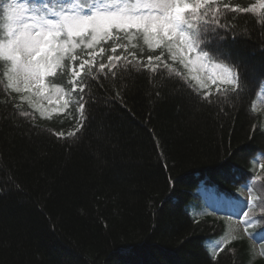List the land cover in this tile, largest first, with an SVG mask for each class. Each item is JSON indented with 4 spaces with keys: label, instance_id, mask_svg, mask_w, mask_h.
Returning a JSON list of instances; mask_svg holds the SVG:
<instances>
[{
    "label": "trees",
    "instance_id": "1",
    "mask_svg": "<svg viewBox=\"0 0 264 264\" xmlns=\"http://www.w3.org/2000/svg\"><path fill=\"white\" fill-rule=\"evenodd\" d=\"M10 2L0 0V37ZM221 23L222 55L187 69L167 61L183 78L93 69L79 132L78 91L62 112L63 94L33 96L41 117L0 62V264H264V13L226 11ZM133 43L145 62L161 51ZM215 62L239 72L236 93L212 82ZM49 80L71 92L67 73Z\"/></svg>",
    "mask_w": 264,
    "mask_h": 264
},
{
    "label": "snow or ice",
    "instance_id": "2",
    "mask_svg": "<svg viewBox=\"0 0 264 264\" xmlns=\"http://www.w3.org/2000/svg\"><path fill=\"white\" fill-rule=\"evenodd\" d=\"M226 11L264 13V0L245 8L228 4L221 7L218 0H36L35 4L33 0H11L3 10L0 37V62L6 66L3 72L6 86L14 93H30L22 99L40 111L41 117L45 112L33 102V96L46 98L50 91L63 94L66 98L62 112L73 104L72 94L78 91L80 97L75 104L80 119L75 131L79 132L84 126L87 79L97 78L93 69L115 78L117 68H143L153 74L163 68L169 76L183 78L167 61L170 59L187 69L197 63L203 66V62L212 59L210 53L222 55L214 41L216 29L226 27L221 23ZM140 37L150 51L161 49L158 55H149L146 62L136 52L129 51V46L138 47L133 41ZM205 38L212 42L201 46ZM109 42V49H105L104 44ZM109 50L112 55L104 63L103 53ZM213 67L219 72L214 73L212 82L215 84L218 79L219 83L231 84V91L236 93L240 87L239 72L222 62H215ZM65 73L72 85L71 92L49 80ZM198 83L200 88L206 87ZM210 95L205 92L202 99L211 102ZM221 95L227 97V90ZM57 135L64 137L63 132ZM67 135L74 136L75 132ZM243 215L247 217L248 213Z\"/></svg>",
    "mask_w": 264,
    "mask_h": 264
},
{
    "label": "rangeland",
    "instance_id": "3",
    "mask_svg": "<svg viewBox=\"0 0 264 264\" xmlns=\"http://www.w3.org/2000/svg\"><path fill=\"white\" fill-rule=\"evenodd\" d=\"M258 108H259L261 111H264V96L261 97V99L258 101ZM245 195L247 196V197H246L247 199H248V197H250V196H252V197L255 196V195H254V192L249 193V191H247V192L245 193ZM260 195H261V194H260ZM243 204H245V202H244ZM263 240H264V238H260V239L258 240V242H261V241H263Z\"/></svg>",
    "mask_w": 264,
    "mask_h": 264
}]
</instances>
